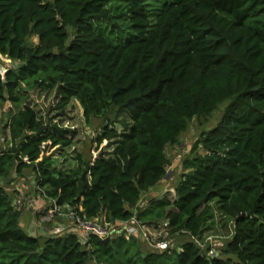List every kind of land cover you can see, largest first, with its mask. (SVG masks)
Segmentation results:
<instances>
[{"label": "trees", "instance_id": "16d2710c", "mask_svg": "<svg viewBox=\"0 0 264 264\" xmlns=\"http://www.w3.org/2000/svg\"><path fill=\"white\" fill-rule=\"evenodd\" d=\"M35 88H58L61 111L75 99L87 122L105 119L97 157L76 151L71 168H57L45 148L72 146L76 130L38 115L27 102ZM7 101L0 264H264V0H0ZM225 102L183 160L175 198L141 206L167 174L166 147ZM27 168L61 207L108 222L167 221L171 237L188 239L156 250L136 236L32 235L7 189ZM215 210L233 235L211 255L195 239Z\"/></svg>", "mask_w": 264, "mask_h": 264}, {"label": "rangeland", "instance_id": "374dc122", "mask_svg": "<svg viewBox=\"0 0 264 264\" xmlns=\"http://www.w3.org/2000/svg\"><path fill=\"white\" fill-rule=\"evenodd\" d=\"M3 59L5 66H11L10 59L5 57ZM59 101L60 93L58 88L46 91H42L39 88L31 89L27 98V102L37 110L40 117L46 120L49 118L54 119L55 121L62 123L64 126H69L76 130V133L73 137L74 139L72 146L62 149L58 146L52 147L51 145H47L45 148L46 154H53L57 168L59 170H65L73 166L74 162L72 158L76 151L83 152L88 159H93L97 157L99 152L108 144V140L105 139L102 143H99L96 139L97 135L101 133L104 127L105 119L93 117L90 122H87L84 117V109L78 100L73 99L67 108L62 111L57 107ZM227 104L228 102L221 104L207 118L194 117V119L191 120L189 127L181 133L178 142L169 144L166 147V153L170 159V165L168 167L167 174L157 187L143 194L142 199L139 202L141 206L146 205L151 198L157 196L168 195L172 199L175 198V188L180 181L182 173L187 171L183 167V160L191 154V150L196 140L199 138L201 132L214 127L219 122ZM10 106V102L8 101L2 104L0 103V129L3 127L5 121L9 117L7 115V111L9 110ZM117 127L119 131L122 130L121 123L117 122ZM1 131L2 130H0V141H3V135ZM63 151H65V155L62 153ZM200 151L205 152L203 148H201ZM33 177L32 169L27 168L25 170L24 176L16 175L12 182L7 184V189L11 193L15 203L20 196L31 197L30 200L32 202L34 200V204L31 209H29V218L32 216L31 220H34L35 218L36 224H42L39 219L40 214L38 213L36 207H41L44 209V211H48L51 209V207H53L54 202L52 199L48 198L42 193L43 190L38 189ZM4 183L6 182L4 181ZM19 187L22 189H19ZM36 199L39 200V205L36 203ZM49 199L52 200L51 205H47L48 202H50ZM64 209L66 208L64 207ZM103 218L105 217L103 216ZM54 219V221L51 220L43 223L44 226L47 227H51L53 223V227L49 229L50 234L55 231V227L58 225L67 226V220L58 222L56 218ZM225 224L226 221L221 219L219 212L215 210L212 223H210L203 237L199 239L205 244V247H211L215 244L218 250L217 254L221 252V249L226 241L229 238L231 239L233 235V224H229L230 228ZM33 228L29 230L30 234L36 235ZM168 236L170 238L168 240L171 244V248L177 247V250H180L178 245L181 244L185 239H188V237L185 235H176L174 237L167 235V237Z\"/></svg>", "mask_w": 264, "mask_h": 264}, {"label": "built area", "instance_id": "2783aa9c", "mask_svg": "<svg viewBox=\"0 0 264 264\" xmlns=\"http://www.w3.org/2000/svg\"><path fill=\"white\" fill-rule=\"evenodd\" d=\"M31 197H19L17 202H14V205L18 209L24 210L31 209L34 204L30 200ZM53 207L48 211H44L41 207H36L38 213L40 214V221L42 224L48 221H54L56 217H63L64 220H67V226L58 225L55 227L54 234L63 232L67 229H71L76 233H83L85 236L90 234H95L102 239L112 238L120 235H125L127 237L136 236L143 239L151 248L156 250H166L171 248V244L168 239L169 236V226L168 222L164 221L158 226L148 225L146 223L140 222L135 216L129 220L121 222H108L103 218H87L83 213V209L80 207L79 210L73 207L64 209V207L57 204L53 200ZM197 243L204 248L205 244L199 239H195ZM209 254L216 255L218 250L215 246L210 247Z\"/></svg>", "mask_w": 264, "mask_h": 264}, {"label": "crops", "instance_id": "0c3cea01", "mask_svg": "<svg viewBox=\"0 0 264 264\" xmlns=\"http://www.w3.org/2000/svg\"><path fill=\"white\" fill-rule=\"evenodd\" d=\"M32 183V182H31ZM19 189H22L19 187ZM36 197V196H35ZM37 200V199H36ZM38 201L37 200V204H38ZM50 202H48L47 205H51L52 204V200L49 199ZM39 205V204H38ZM30 210L27 209V210H24L23 213H22V219H23V226L25 227V229L30 233V229L33 228L34 229V232L35 234H49L50 232V228L53 227V223L51 225V227H47V226H44V224H36V221H35V218L34 220H31L32 216L29 218L30 214L28 213ZM37 219V218H36ZM57 221L61 222L63 221V217H56ZM35 221V222H33ZM31 225V226H30ZM30 227V228H29ZM34 235V234H33Z\"/></svg>", "mask_w": 264, "mask_h": 264}]
</instances>
